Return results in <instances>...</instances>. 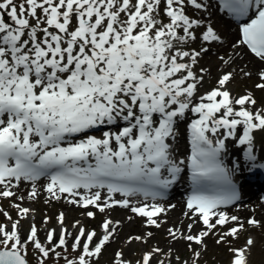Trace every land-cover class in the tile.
<instances>
[{
    "label": "snow or ice",
    "instance_id": "6c2138e0",
    "mask_svg": "<svg viewBox=\"0 0 264 264\" xmlns=\"http://www.w3.org/2000/svg\"><path fill=\"white\" fill-rule=\"evenodd\" d=\"M221 11L236 39L216 54L215 84L202 91L212 71L201 61L225 42L213 20ZM249 54L264 92V0H0V264H99L122 223L111 212L160 229L176 208L167 193L185 177L189 223L167 228L168 250L154 246L133 262L120 249L112 264H199L210 237L228 246L230 264H251L256 240L233 241L264 220L228 211L242 202L236 178L264 169V98L230 88L238 75L252 78L238 63ZM41 198L92 220L102 214L100 231L67 224L63 211L57 227L45 215L38 228L25 201ZM181 241L188 259L171 247Z\"/></svg>",
    "mask_w": 264,
    "mask_h": 264
},
{
    "label": "rangeland",
    "instance_id": "374dc122",
    "mask_svg": "<svg viewBox=\"0 0 264 264\" xmlns=\"http://www.w3.org/2000/svg\"><path fill=\"white\" fill-rule=\"evenodd\" d=\"M227 51H230V47ZM206 62L203 64V66L207 65L211 68L212 71V81H215V77L218 74L217 73V63L218 61L216 60V55L214 54V49L209 52L208 56H206ZM250 60L244 59L243 61H238V63L243 66L244 64H247L248 68L252 70L253 76L251 79L245 78L242 75H238L236 79L233 81V83L230 85L231 90L235 93V95H244L246 90L247 91H254L257 99L260 100L261 98H264V92H261L257 89H255L254 85L257 83V77L255 75V72L251 67H250ZM204 90V89H203ZM202 90V91H203ZM264 102V101H262ZM35 208L34 209V220L33 222L37 225L38 228L43 229L44 224L42 223L43 217L45 215L52 217V219L48 223V227H57L56 223V216L59 214L61 211H68L66 209H61L62 207L59 205H55L53 202L51 204L44 203V199L41 198L40 201L35 202ZM5 208L7 206L5 205ZM72 210H70V215H68L67 219V224H72L75 222L77 219H81L86 228H96L98 231H100L99 225L101 221L103 220L104 216L101 214L100 218L97 216L95 220H90L86 219L85 217L81 216V212L83 211L82 209L78 207L71 206ZM124 214L119 213L118 218H122L123 220H126L127 223L126 225L121 224L120 229L123 228V235L117 234V239L114 243H111L107 249L104 251L103 256L99 260V264H112L113 258L115 256L114 252H116L119 249H122L123 252L127 251L128 243H126V240L128 236L130 235H145L148 231H152L154 233L153 237L147 240V244H141L140 242L135 243L133 242V248L131 249V252L128 253L127 255H124L126 259L132 260L135 262L136 260H139L142 256L143 253L151 250L154 246H158L165 251L168 250L169 247V238L167 237L166 230L169 227H172L173 225L177 224L180 220H183V223L186 219L183 217L181 214V217L179 220L171 221L164 224L160 229H155V228H146L143 224V221L140 220L139 218H134L133 220L129 221L127 219L128 216L127 210H123ZM183 210L185 211V207L183 206ZM130 213V212H129ZM131 214V213H130ZM98 215V214H97ZM132 215V214H131ZM113 217L112 212H111V218ZM248 217H245L244 219L246 220ZM4 221V217L0 215V222ZM25 223V229L28 227V223ZM133 223V224H132ZM189 222L184 223V227L186 228L187 224ZM200 225H197L194 231H199ZM251 235L255 240H256V246L252 249V255H251V264H264V228H253L251 226H248V231H246L238 240H234L233 244L235 247L239 248L241 247L244 242L245 238L247 236ZM41 239L44 238V232H40ZM207 248L206 250L203 251L202 257L199 261V264H230L231 260V253L228 251V246L221 244L217 245L215 243L214 238H208L206 240ZM171 247L177 252L178 255L182 259H188L192 256V253L188 250L187 246L183 241L179 243H174L171 245ZM195 247V245H194ZM70 250V249H69ZM30 258L34 259V257L31 256ZM161 258H163L161 256ZM60 264H64V261L61 260Z\"/></svg>",
    "mask_w": 264,
    "mask_h": 264
},
{
    "label": "bare ground",
    "instance_id": "6f19581e",
    "mask_svg": "<svg viewBox=\"0 0 264 264\" xmlns=\"http://www.w3.org/2000/svg\"><path fill=\"white\" fill-rule=\"evenodd\" d=\"M221 14L224 15L222 12H221ZM224 16H225V15H224ZM216 17H217V19L215 20V19L213 18V20L218 22V24H219V30H220V32L222 33L223 37H225V38H227V40L233 42L234 39L236 38V33H237V28H236L235 24L232 23L230 20H227V19H225V18H223V17H221V16H218V15H217ZM218 17H221V18H219V21H218ZM227 18H228V17H227ZM217 49H218L219 52H223V51L226 50L224 47H222V48H217ZM245 58L251 60V62L254 64V66H253L251 63H250L249 65H250V67H255V68H254L255 71L261 66V65H260V62H259L258 60H256V59H254L250 54H249L247 57H245ZM210 78H211V77H210ZM210 78H209V79H210ZM205 86H206L205 89H207V88L210 87V84H209V83H206ZM259 135H261V134H258V136H259ZM180 143H181V144L179 145V147H180L181 153H183L184 150H185V145L182 143V139H180ZM257 153H260V154H261V153H264V151L261 150L259 143L257 144ZM21 191H23V192L26 194V192H27V185H22V186H21ZM184 194L189 195L190 193H189V192H186V193H184ZM26 202H27V201H26ZM166 202H169V201H166ZM170 204H173V203L170 202ZM63 205H64L65 207L69 206V205L66 204V203H64ZM175 205H176V208H175L174 210H171L170 213H169L168 215H173V216H174V215H177V214H180V213L183 212V211H182V207H181L180 202H177ZM114 213H117V214H119V213L124 214V211L119 210V209H115L114 211H112V214H114ZM247 213H250L249 209H247V208L241 209V212H236V214H237L238 216H240L242 219H243V217H244L245 215H247ZM65 215H66V221H67V219H68V215H70V212L65 213ZM126 215H130V213L127 212ZM257 215H258V219H260V220H264V210H263V208H261V209H259V210L257 211ZM86 219H89V218H86ZM186 222H189V221L186 219ZM83 224H85V223H83ZM123 224H126V220H124ZM132 224H133V223H132ZM24 225H25V224H24ZM135 243H138V242H135ZM128 245H129V244H128ZM132 248H133V245L131 244V245L128 247L127 251L124 252V254L127 255L128 253H130Z\"/></svg>",
    "mask_w": 264,
    "mask_h": 264
}]
</instances>
